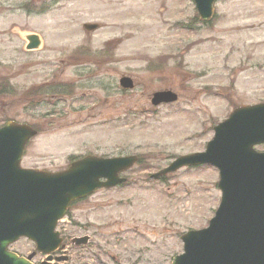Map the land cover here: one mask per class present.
<instances>
[{
  "label": "rangeland",
  "instance_id": "rangeland-1",
  "mask_svg": "<svg viewBox=\"0 0 264 264\" xmlns=\"http://www.w3.org/2000/svg\"><path fill=\"white\" fill-rule=\"evenodd\" d=\"M214 13L204 26L190 0H0V39L12 35L21 47L35 33L42 44L16 56L34 65L33 74L16 73L17 93L0 101V125L15 120L38 131L23 166L54 172L87 155L141 161L126 174V187L90 202L104 208L90 215L74 209L66 224L77 228L67 237L91 225V243L67 250L66 264H171L182 253L180 237L213 217L220 199L214 168L181 169L163 183L149 176L178 156L203 151L214 126L264 98V72L241 65L253 59L264 66V0H218ZM84 24L99 30L86 33ZM10 60L7 53L0 61ZM41 70L62 84L57 105L21 94L46 82ZM122 76L132 79L133 90L119 89ZM158 91H172L177 102L152 107ZM10 250L26 256L33 245L20 240Z\"/></svg>",
  "mask_w": 264,
  "mask_h": 264
},
{
  "label": "water",
  "instance_id": "water-1",
  "mask_svg": "<svg viewBox=\"0 0 264 264\" xmlns=\"http://www.w3.org/2000/svg\"><path fill=\"white\" fill-rule=\"evenodd\" d=\"M191 1L199 18L208 20L215 0ZM83 29L93 32L97 25ZM27 41L33 43L32 48L39 46L34 35ZM119 86L131 89L132 83L121 78ZM175 101L176 96L167 91L153 94L151 103ZM213 133L204 152L179 157L153 176L202 165L216 168L219 174L221 199L214 217L206 229L180 238L183 253L172 264H264V154L252 149L264 143V105L234 110ZM35 134L13 123L0 129V264H30L7 251L20 238L34 243L37 252H54L60 244L54 228L69 203L98 188L123 183L118 175L136 161L135 157H85L62 173L22 171L19 162L24 147Z\"/></svg>",
  "mask_w": 264,
  "mask_h": 264
},
{
  "label": "flooded vegetation",
  "instance_id": "flooded-vegetation-1",
  "mask_svg": "<svg viewBox=\"0 0 264 264\" xmlns=\"http://www.w3.org/2000/svg\"><path fill=\"white\" fill-rule=\"evenodd\" d=\"M30 45L31 44L29 42H26L23 39V44L21 47H19L17 40L14 39L12 37V35L6 34L4 40L0 39V60H1V56L3 54H7V53H9L10 57L12 58V60H10V62L8 61L7 64H5V65H3L2 62L0 61V69L5 70V73L0 71V101H3L6 98H9V97L14 95L13 92L15 91L16 86H14L15 84L13 85V82L16 78V76H15L16 73H18L19 75L23 72L24 73L27 72V75L33 74V70H31V69H32V67H34V65L30 64V61H27L25 63H21V62H18V59L16 58V56L18 57L19 55H21L23 53H35V52H38L41 50V49L26 50V47L30 46ZM5 46H8V47H5ZM78 49H79L78 52H81V50H80L81 48H78ZM92 56H93V58L98 57L97 54H92ZM241 65L247 67L248 70L257 69V70H262L264 72V66L259 67L257 65L256 61L253 59H242ZM78 67H80V66H76V73L77 74H78V70H77ZM56 72L57 73H63L64 71L60 69ZM39 75L40 76L43 75L42 70L39 72ZM56 77H57L56 74L53 72L51 74H49V78L46 75L45 76L43 75L42 78L46 82H44L42 85L39 84L38 86L37 85H31L30 88L24 90L23 93H21V94H23V96L25 98L30 99L31 102L36 101L37 103H47V104L53 103V104L57 105L61 101V96H62L64 90L62 88L61 83H58V82L53 83V81L56 79ZM79 77H80V75H78L77 78H79ZM47 82L52 83V84H49ZM46 85H48V86L53 85V86L47 87ZM45 87H47V88H45ZM65 95H67L69 97L71 95V93L67 92ZM73 99H74V101H73L74 103L78 102V99L76 97ZM258 104H264V98L256 100L255 102H252V103L244 104L242 106L258 105ZM242 106H240V107H242ZM5 122L18 123L15 120H9V121H5ZM19 124H25V123H19ZM2 125L3 124H1L0 127ZM26 125H28V124H26ZM28 126L31 127L32 129H34L35 131L37 130L33 127V125H28ZM29 142L27 143L23 159L20 162V168L23 170H37V171H41V172H50V171H45V170L35 169V168H31V167L29 168V167L23 166V160L25 158ZM254 150L257 152H264V144L255 146ZM73 161H75V160H73ZM73 161L68 162V164L66 165L65 168L60 169L58 171H54V172H60V171L67 169ZM140 162L141 161H138V163H140ZM166 166L162 167L161 169L165 168ZM131 170L132 169L127 171L123 175V177H121V178H125V180H126L123 184H120V185H117L115 187H111L108 189H104V188L99 189V190L95 191L91 196L84 198V199L77 200V201L71 203L67 209L66 216H65L64 220L61 223L57 224V227H56V230L59 233V237L61 238V249L59 251H57L56 253H54L53 255H51L49 257V259H46L45 257H43L41 255L35 254L33 256L32 260H41V262L39 264H66L69 260V258L65 255V252L67 253V250H69L71 248H75V249H77L79 247L83 248L86 245L87 246L90 245L91 235H88L87 233H88L89 228H91V225L90 226L87 225L86 227H81V229H83V235L82 236L75 237L74 239H71V238L69 239V237H67V236H70L69 233L71 231V227L72 226L75 228H77V227L75 225H73L70 221L68 224H66L67 219L72 218V213L76 207H83V209H81V212H83L84 214L89 213V215L92 214L94 211L98 210L99 208H104L103 205L97 204L96 201H94L93 205L90 204V202H92V199L94 197H98V195H101L103 193H110L115 189H122V188L126 187L127 180H128V178L126 177V174L129 173ZM168 176H170V175L159 177L157 180L159 182L163 183L168 178ZM101 182H104V181H101ZM84 238L87 239V242L85 245L78 246V247L73 245V244H76V242L79 243V241H77V240L84 239ZM68 239H69V242H67ZM99 252H100V250H99ZM102 255H103V252H100L99 254L95 253L93 257H95L97 260H99V257H101ZM18 256H19V254H18ZM57 260H64V262H59ZM110 260L112 262H114L116 260V258L112 256L110 258ZM131 264H138V262H133Z\"/></svg>",
  "mask_w": 264,
  "mask_h": 264
}]
</instances>
